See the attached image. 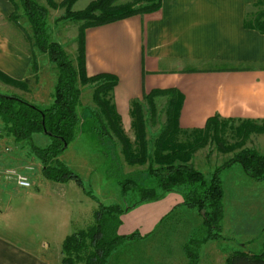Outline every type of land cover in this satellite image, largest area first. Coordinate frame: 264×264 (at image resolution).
<instances>
[{
    "label": "crops",
    "instance_id": "0c3cea01",
    "mask_svg": "<svg viewBox=\"0 0 264 264\" xmlns=\"http://www.w3.org/2000/svg\"><path fill=\"white\" fill-rule=\"evenodd\" d=\"M15 1L0 0V71L14 80L27 82L26 87L6 83L11 93L46 108L54 102L57 70L46 53L32 46L21 23L12 19ZM62 1L55 0L58 4ZM256 2L162 0L159 10L86 30L87 73L108 72L118 76L114 103L130 137L135 138L132 102L145 101V94L157 88H176L183 95L179 121L184 129L203 128L215 115L237 122L264 120V33L246 24L249 8ZM53 40L61 43L58 38ZM74 51L78 53V44ZM34 52L39 62L37 72L33 69ZM74 64L77 66V55ZM44 78L48 79L50 90L43 88ZM86 86L80 85L81 104ZM162 96L169 97H159ZM88 107L91 108L90 104L83 107L84 122L88 121ZM256 137L264 138V133H252L245 139V145ZM24 143L15 140L0 118V264H63L62 246L67 235L58 223V211L39 209L32 213L12 205L16 196L11 186H21L18 174L29 177L28 171L37 166L34 160L30 161L35 153L31 147L25 148ZM202 150L197 151L196 157L203 156ZM229 154L225 152L223 160ZM184 192L180 187L158 200L127 209L121 215L119 233H139V236L124 244L146 241L173 216L183 219L186 215L188 243L194 229L203 224V218L196 207L184 204ZM51 235L59 242H50ZM239 250L245 251L243 247Z\"/></svg>",
    "mask_w": 264,
    "mask_h": 264
},
{
    "label": "trees",
    "instance_id": "16d2710c",
    "mask_svg": "<svg viewBox=\"0 0 264 264\" xmlns=\"http://www.w3.org/2000/svg\"><path fill=\"white\" fill-rule=\"evenodd\" d=\"M77 0H63L61 3L48 0L50 7H66L63 19L83 20L78 35L77 66L67 53L65 47L50 37L48 30L49 9L38 0L15 1L16 10L12 15L17 23L20 9L28 18L32 33L28 35L33 47L46 53L57 70V82L54 90V102L43 108L18 94L0 92V118L6 130L16 141H28L32 151L42 162V172L48 179L58 182L76 180L84 187L81 177L67 164L59 160L71 142L76 139L83 125L81 107V87L93 85V101L99 107L103 118L90 111L93 118L92 129L97 133L99 146L106 156H111L112 150L106 142L117 138L121 145V153L126 163L130 165H145L149 163L148 173L154 177L155 184L146 186L132 176L124 174L111 164L108 171L122 187L123 195L136 191L138 201L127 208L121 204H100L94 213V222L87 228L75 231L66 236L62 246L63 264H106L109 256L123 242L137 238L139 233L122 235L119 226L121 215L129 208L142 202L158 200L165 193L177 188H184V204L196 207L206 227L202 239H191L185 245V251L193 264L197 256L191 249V244L221 238L222 221L224 218V188L221 171L235 163H240L244 171L255 180H264V154L255 149L243 148L234 154L222 166L216 168L211 179L197 169L191 159L195 152L208 144L210 139L219 142L224 152L243 146L245 139L252 133H264V120L243 121L234 135H242L243 139L236 144L228 145L223 136L218 134V126L222 118L218 115L208 119L205 127L184 129L180 126L179 116L183 104V95L176 88L153 89L145 94L144 100L154 108L156 96L168 95L167 124L159 132L150 149L147 125L144 119L142 102L134 100L131 105L132 129L135 138L126 133L120 114L114 103L113 91L119 82L117 75L102 72L88 75L86 69V30L90 27L105 25L139 13L159 10L162 0H145V4L134 7L133 4H117V0H93L82 10H72ZM258 9L247 13L246 24L264 33V0H257ZM251 16H254L253 18ZM33 69H39L35 52ZM0 79L7 83L26 87L27 82L14 80L2 71ZM212 128L214 133L212 134ZM42 132L52 138L46 147H40L32 141L33 134ZM212 137V138H211ZM159 190V191H158ZM93 196V194L88 191ZM228 264H264V252L260 254L238 250L227 258Z\"/></svg>",
    "mask_w": 264,
    "mask_h": 264
},
{
    "label": "rangeland",
    "instance_id": "374dc122",
    "mask_svg": "<svg viewBox=\"0 0 264 264\" xmlns=\"http://www.w3.org/2000/svg\"><path fill=\"white\" fill-rule=\"evenodd\" d=\"M16 1L20 3V0ZM91 1L93 0H81L75 8L74 5L72 6V10H82ZM38 2L49 9L48 30L50 37L60 39L61 44L75 63L78 53L74 51V48L77 44L79 46L78 35L84 21L63 19L66 14L65 6L53 8L49 6L48 0H38ZM116 3H129L133 4L134 7H138L146 2L145 0H117ZM257 9L258 7L254 5L249 8V13L251 14ZM19 13L21 14L19 19L22 25L21 29L25 36H28L32 33L30 23L22 9ZM30 82L32 83V81ZM6 83L2 79L0 80V92L15 94L9 91ZM7 84L19 87L13 83ZM41 84L45 90H48V88L50 90L47 78L41 80ZM13 91L16 90L13 88ZM93 92L94 88L91 84L84 87L81 111H83V107L90 104L91 108L88 107V110L103 118L99 107L93 101ZM168 100L169 97L156 96L154 108L150 106L148 101L142 102L151 150L153 149L154 139L157 137L156 134L167 124ZM88 115V121L81 128V134L77 140L71 142L68 148L58 157L81 177L84 187L80 186L76 180L57 182L46 178L42 172L40 159L32 154L30 161L34 160L35 164L37 163V166L34 165L33 170L28 171L33 185L31 187H21L12 184L10 189L16 196L12 200V205L15 207H24V209L31 210L32 213L39 209L58 211L59 218L57 220L58 223H61L62 230L66 235L92 225L94 213L99 209L101 203L104 205L121 204L130 207L138 201L139 195L136 191H129L130 196L127 195L129 197L123 195L121 185L114 176L109 174L108 169L112 163L122 173L132 176L140 183L146 186L156 185L154 177L148 173L149 163L130 165L125 162L121 153L122 145L117 138L114 137V139L105 143L112 150L111 156H106L103 151L98 149L97 133L92 129L93 118H91L90 113ZM241 123L222 119L219 124L218 134L223 136L228 145H234L243 139L242 135L233 134L237 133L236 128ZM132 132L134 133L133 129ZM130 138L134 139V137ZM32 141L40 147H46L51 143L52 138L45 133L37 132L33 134ZM245 144L247 143L245 142L243 146L227 151L226 153L230 154L223 160L225 152L213 137L208 144L197 150L203 149L202 151L205 152L203 156L198 154L196 157V151L191 163L202 171L207 179H211L216 168L222 166L243 148L255 149L264 154V138L256 137L252 140L249 144L252 148ZM24 146L27 149L31 147L28 141H25ZM206 155L210 158L207 159ZM221 178L224 188L222 236L216 240L191 244V249L197 256L196 264H228L227 258L235 250L242 249V247L248 253L260 254L264 252V227H261L264 222V183L249 176L240 163L224 168L221 171ZM33 223L35 222L33 221ZM187 226H189L187 215L183 219H175V216H173L150 239L143 242L132 241L124 244L125 241L120 244L114 251L122 245L121 248L109 256L106 264H193L183 249L185 240L187 244ZM206 232V227L203 224L198 225L190 239H202ZM49 241L54 244L59 242L55 235H51Z\"/></svg>",
    "mask_w": 264,
    "mask_h": 264
},
{
    "label": "built area",
    "instance_id": "2783aa9c",
    "mask_svg": "<svg viewBox=\"0 0 264 264\" xmlns=\"http://www.w3.org/2000/svg\"><path fill=\"white\" fill-rule=\"evenodd\" d=\"M10 173L16 174L15 170H10ZM18 183L19 185L23 187H30L31 186V181L27 175L24 174H18Z\"/></svg>",
    "mask_w": 264,
    "mask_h": 264
}]
</instances>
